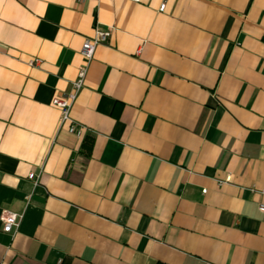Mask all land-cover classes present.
I'll list each match as a JSON object with an SVG mask.
<instances>
[{
    "label": "crops",
    "instance_id": "obj_1",
    "mask_svg": "<svg viewBox=\"0 0 264 264\" xmlns=\"http://www.w3.org/2000/svg\"><path fill=\"white\" fill-rule=\"evenodd\" d=\"M94 27L74 139L48 101ZM247 189L264 192V0H0V219L21 216L0 264H264Z\"/></svg>",
    "mask_w": 264,
    "mask_h": 264
},
{
    "label": "built area",
    "instance_id": "obj_2",
    "mask_svg": "<svg viewBox=\"0 0 264 264\" xmlns=\"http://www.w3.org/2000/svg\"><path fill=\"white\" fill-rule=\"evenodd\" d=\"M130 2H136L137 0H127ZM162 10V4L156 7L155 12L160 13ZM107 38L106 30H98L95 27L91 29L89 38L81 39L76 56L79 59V66L75 68L74 76L71 81L66 83L67 91L54 95L48 101L49 106L56 112L55 120V130L63 128L66 135L71 136L74 139H78L82 133L89 134L84 128L74 125L68 118V111L74 101V98L80 88L86 66L90 60L92 51L95 47L103 45L105 39ZM38 65L37 60H27L24 66L27 68H33ZM25 180L28 182L30 190L35 187V175L32 173H27L25 175ZM228 183V178L225 176L220 181H213L215 187L223 186ZM247 193H256L259 196H263V190L252 191L251 189L246 190ZM203 190L199 191L201 195ZM29 194L23 197V206L27 201ZM257 213H262L264 207L257 205L255 208ZM20 215L3 214L0 219V234L6 236L10 239L15 232L18 222L20 220Z\"/></svg>",
    "mask_w": 264,
    "mask_h": 264
}]
</instances>
